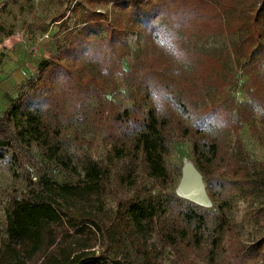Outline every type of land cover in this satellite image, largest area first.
<instances>
[{
  "label": "rangeland",
  "instance_id": "1",
  "mask_svg": "<svg viewBox=\"0 0 264 264\" xmlns=\"http://www.w3.org/2000/svg\"><path fill=\"white\" fill-rule=\"evenodd\" d=\"M212 1L220 11L223 34L200 36L181 31L178 39L162 38L164 45L158 47L167 55L163 65L167 70L188 73L187 76L205 68L214 77L201 83L202 94L192 100L189 110L182 111L172 95L164 100L137 95L134 78L128 75L134 66L154 56L147 50L151 44L146 46L144 40L148 36L143 34L145 27L139 20L137 0H0V118L13 101L30 91V83L40 76V66L54 61L56 66L51 68L46 85L61 97L59 114L72 153L89 155L111 170L112 185L104 199L101 224L107 234L97 240L95 249L99 253L112 256L131 248L125 236L115 237L110 231L117 224L114 218L118 202L134 192L119 187L115 181L125 172L127 162L111 160L112 144L105 127L98 123L97 111H105L108 116L130 111V131L137 133L150 107L159 114L175 115V131L165 158L166 182L142 180L140 189L160 197L161 207L166 210L162 218L168 223L175 221L184 226L178 219L193 209L210 222L219 214L227 228L215 244V234L205 233L200 244L193 246L190 234V241L179 252L163 242L156 228L148 242L157 248L159 259L164 264H264V196L256 201L243 198L221 170L212 167L209 174L202 171L203 165L193 153L196 140L207 143L209 138L218 137L231 154L237 151L240 141L247 153L246 163L264 181V109L259 104L251 107L248 93L250 79L264 75V32L250 37L253 20L264 22V0ZM157 21L165 28L169 17ZM94 22L97 25L86 33L91 38L86 42L81 31ZM112 32L120 40L109 47ZM178 46L190 51L194 60L189 62L179 56L175 52ZM210 55L218 62L209 61ZM205 64L212 66L209 69ZM217 110L224 111L225 117ZM184 128L190 132L188 137H182ZM16 153L17 166L9 167L0 161L2 231L6 229V210L12 199L37 184L41 177L48 176L60 184H76L81 179L48 162L35 145L31 149L18 146ZM188 161L207 179L211 208L197 206L176 194L181 168ZM204 161L203 158L206 167ZM138 173L144 177L141 166ZM122 258L119 254L117 259Z\"/></svg>",
  "mask_w": 264,
  "mask_h": 264
},
{
  "label": "trees",
  "instance_id": "2",
  "mask_svg": "<svg viewBox=\"0 0 264 264\" xmlns=\"http://www.w3.org/2000/svg\"><path fill=\"white\" fill-rule=\"evenodd\" d=\"M212 2L137 0L139 20L145 27L143 34L148 36V40L145 37L144 40L146 46L151 44L147 50L154 55L148 56L128 73L134 78L137 95L158 100L172 95L179 108L187 111L192 100L202 94L201 83L214 80L205 68L187 76L188 73L167 70L163 66L167 55L158 48L164 45L162 38L169 36L175 40L182 32L200 36L223 34L220 11ZM165 17H169V21L163 28L157 20ZM95 25L97 23L94 22L82 29L80 36L86 42L91 39L86 33ZM250 27L251 38L264 32L263 21L258 23L255 19ZM115 33L110 34L109 47L120 40ZM157 52L160 55L156 56ZM175 52L189 62L194 60L193 54L184 46H178ZM209 61L218 62L211 55ZM55 66L54 61L42 64L39 78L30 83V91L13 101L6 115L0 118V161L8 163L9 167L17 166L18 146L31 149L35 145L48 162L81 179L76 184H60L43 176L21 196L12 199L6 210V229H0V264H164L159 259L157 248L148 242L156 228L163 242L178 252L189 240L190 234L193 246L200 244L205 233L209 236L215 234L212 240L215 244L216 238L227 229L219 214L214 215L210 222L192 209L183 212L184 215L178 219L184 222V226L175 221L168 223L162 218L166 210L161 207L160 197L140 189L142 180L166 182L165 158L170 153L175 115L159 114L157 109L147 107L139 126L141 129L132 133L130 111L108 116L105 111L98 110V123L105 127L112 144L111 160L127 162V165L124 164L125 172L118 175L115 181L119 187L134 192V195L120 199L114 218L117 224L110 231L115 237L125 236L131 248L112 256L107 252H97V240L107 234L101 224L105 217L104 199L112 185L111 170L89 155L76 156L72 153L67 129L59 114L61 97L59 93L49 91L46 85L49 72ZM205 66L210 69L212 65ZM251 79L248 88L250 105L259 104L264 109V75ZM217 112L225 117L224 111ZM237 113L241 118V111ZM228 121L234 123L232 118ZM182 133V137L190 134L187 128L182 129ZM236 147L237 151L231 154L220 138L211 137L207 143L196 140L193 153L203 165L202 171L209 174L212 167L221 170L243 198L259 200L264 196V181L246 163L244 156L247 153L240 141ZM203 158L206 167L202 163ZM139 166L144 177L138 173ZM219 209L222 211L221 206ZM119 254L124 258L117 259Z\"/></svg>",
  "mask_w": 264,
  "mask_h": 264
},
{
  "label": "water",
  "instance_id": "3",
  "mask_svg": "<svg viewBox=\"0 0 264 264\" xmlns=\"http://www.w3.org/2000/svg\"><path fill=\"white\" fill-rule=\"evenodd\" d=\"M176 194L197 206L212 207L204 175L191 161L185 162L181 168V178L176 188Z\"/></svg>",
  "mask_w": 264,
  "mask_h": 264
}]
</instances>
